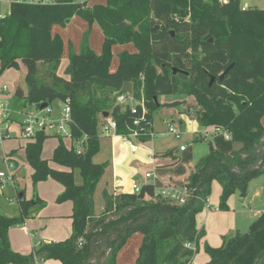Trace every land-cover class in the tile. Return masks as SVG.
<instances>
[{"label":"trees","instance_id":"obj_1","mask_svg":"<svg viewBox=\"0 0 264 264\" xmlns=\"http://www.w3.org/2000/svg\"><path fill=\"white\" fill-rule=\"evenodd\" d=\"M61 1L15 4L11 15L0 20V74L23 64L29 105L61 102L71 108V135L74 144L82 143L81 153L59 137L52 160L60 169L53 168L43 158L51 138L43 132L24 150L35 184L51 179L63 186L57 202H71L72 232L66 240L43 244L30 255L15 252L9 232L29 217L34 205L24 198L16 218L3 216L0 209V264H117L135 234L143 236L135 264H189L195 253L186 245L199 246L204 235L199 217L213 184L222 187L219 210L228 211L236 192L247 198L250 181L264 176V9L242 10L241 0L226 5L218 0ZM74 17L99 26L102 54L97 55L86 39L80 54L71 53L64 77L58 74L64 41L52 29L65 27ZM129 44L137 52L119 54L118 70L111 72L113 47ZM43 67L50 84L39 78ZM126 82L133 84L136 113L130 103L118 102L122 95L129 98L121 92ZM174 95L194 97L203 109L196 115L198 123L221 128L240 147L230 157L213 150L191 168L183 187L192 196L185 205L157 196L156 187L146 184L139 193L115 196L104 190L103 212L97 214L96 195L108 168L107 162H94L101 149L104 115L113 118L118 136L149 132L155 112L179 104L162 105L155 99ZM204 252L206 264H264V213L248 233L224 238L219 248L205 243Z\"/></svg>","mask_w":264,"mask_h":264},{"label":"rangeland","instance_id":"obj_2","mask_svg":"<svg viewBox=\"0 0 264 264\" xmlns=\"http://www.w3.org/2000/svg\"><path fill=\"white\" fill-rule=\"evenodd\" d=\"M106 0H95V3H105ZM242 5L247 7H258L259 9H264V0H241ZM59 32L64 39L65 42V50L62 56V63L59 68L58 74L65 77V72L70 64V56L71 53H80L81 48L87 39L89 45L95 52L100 55L102 52L103 46V33L97 24H94L92 27L80 17H74L66 27H62L56 25L53 29V33ZM128 51L131 53L137 52L135 46L133 44L129 45H117L113 47V62L111 71L114 68L118 67L119 63V54L121 52ZM26 77V68L23 64H20V68L18 69H10L4 71L0 74V88L3 86L8 87L7 94H0V98L9 101L10 108L13 110H21L27 106L30 109L29 104L27 103L26 97L17 98L15 96L17 90H22L24 95L27 96L29 93V88L25 80ZM40 80L46 84H50V78L48 77L47 68L43 67L41 70V74L39 76ZM172 99V98H169ZM194 105L195 107L189 106ZM197 101L194 97L189 98L187 104L185 103V113H187V117L190 118L191 115L196 117L197 113ZM61 106L60 102H55L53 104L54 112H56ZM191 109V113L189 110ZM180 108L172 107V108H162L161 110L155 112L154 114V123H155V131L158 135L156 139V144L160 143L163 146L167 147H175L179 145L187 148V153L180 152V155L186 156V154H190L194 152V154L199 153L202 144H196L194 142V136L189 133L183 135L181 140L175 139L172 135L169 134V124L171 121H176L174 127L178 131H192L194 127H201L198 121H195L194 124L191 123L189 126L185 122V127L180 126L178 116L180 115ZM172 113V115L170 114ZM20 118L18 115H15L12 119L14 123L11 126V137L5 139L0 145V171L7 173V166L4 165V155L14 157L16 161V167L24 171L21 174L19 179V186L17 185L18 194L25 192L27 198L32 201L34 199V195L36 192L39 193L41 198L45 200V203L39 204L36 209H34V218H30L27 221L28 229L34 233L37 232L36 236L33 238V241L30 238L29 231L26 226H20L16 229L14 228L11 232L12 239L14 241L13 248L21 251L32 250L33 246L39 242L48 240L52 241L56 240H66L65 238H69L71 235V221L68 215V212L71 210V202L58 203L57 199L59 195L63 192V186L54 180H48L46 182H42L39 184H35L32 179V169L29 166L28 162L25 159V150L24 147L30 142V140H24L19 138V126L17 122H19ZM16 123V124H15ZM102 134V131H100ZM102 136V135H101ZM218 136H223L218 134ZM103 137V136H102ZM217 136L209 137V140L213 138H219ZM59 137H51L47 140L44 145L43 158L49 161V164L56 169H60L57 164H55L52 160L54 151L59 144ZM66 147L71 148L72 142L68 138H62ZM205 145H209V141L204 142ZM157 147V146H156ZM110 145L107 143L106 139L102 138V148L100 152L94 158L95 163H102L107 160L109 156ZM15 152V153H14ZM198 163H196L197 165ZM12 166L10 168V172L14 175L16 174V167ZM18 169V170H19ZM63 169V168H61ZM66 170V169H64ZM75 177L78 184L82 183V178L79 174V171H75ZM19 178V177H18ZM15 179V178H14ZM110 179V172L104 177L103 182ZM13 183V182H11ZM9 184V183H8ZM7 184V185H8ZM101 189V186H100ZM102 190V189H101ZM100 190V192H101ZM7 192L14 198V202L11 203L12 206H7V209L14 211L19 206V201L17 199V194L12 187H8ZM1 192V191H0ZM222 193V187L216 182L213 185L212 194L209 198V207L211 206L214 210H206L199 217V226L201 229L205 231V241L208 242L209 245L218 246L217 244L223 245L224 238H228L231 235L241 233L246 234L249 232L251 224L258 219V217L264 213V176H260L250 181L249 190L247 198L240 196L239 192H236L233 195L229 202V210L228 211H219V202L220 196ZM97 200V211H101L103 207V198L101 195H96ZM43 206V207H42ZM6 209V208H5ZM39 213V215H37ZM31 216V215H30ZM140 234L135 235L129 240L126 247L119 255L118 264H134L136 258L139 256V247H140ZM204 237V236H203ZM200 238L199 246H192L191 250L195 253L192 262L189 264H206L205 260L209 259L205 254L204 249L202 247ZM219 245V246H221ZM104 261V260H103ZM102 261V262H103ZM54 264L55 261H40L39 264Z\"/></svg>","mask_w":264,"mask_h":264},{"label":"crops","instance_id":"obj_3","mask_svg":"<svg viewBox=\"0 0 264 264\" xmlns=\"http://www.w3.org/2000/svg\"><path fill=\"white\" fill-rule=\"evenodd\" d=\"M105 3H102V4H105ZM54 27H53V29H54ZM53 29H52V33H53ZM53 35L54 36L59 35L63 39V36L59 32L53 33ZM103 37H104V35H103ZM63 41H64V39H63ZM103 41H104V39H103ZM64 47H65V42H64ZM64 50H65V48H64ZM94 52H95V50H94ZM76 54L78 55V53H76ZM101 54H102V52H101ZM118 67H119V63H118ZM118 67L114 68V70H112L111 72H113V73L116 72L118 70ZM60 76H62V75H60ZM169 98H172V99H169ZM189 98H192V97L183 96V95L161 96L158 98V102L162 105H169V104L178 102L179 103L178 105L172 106V107L180 108L181 111H180V115L178 116V120H179L180 126L185 127L184 126L185 122H186V124H188L190 126L191 123L194 124V122L197 121L196 117L194 115H191L190 118H188L186 115L187 113H185V108H187V106H184V104L185 103L187 104ZM189 106H190V104H189ZM172 107H168V108H172ZM190 107H195V106L192 105ZM196 108H197V110H195L196 113H202L203 112V109L198 107V105L196 106ZM190 111H191V109L189 110V113H191ZM170 114L172 115V113H170ZM105 119H107V118H105ZM105 119H104L102 127H101L102 134L100 132V141H101V148H102V138L103 137L106 139L107 143L110 145V150H109L110 154H109L107 160L104 161V162L108 163V168H107L105 176L107 175L108 172H110V179L103 182L102 185L100 184L102 190L99 187L97 196L101 195V193H103L104 190H108L111 194H114V192H115L114 188L116 186H122V192L123 193L132 192V188L134 185L143 186L146 184H153L156 187L157 191H162L166 187H175V188L180 189L181 187H183L187 178L189 177V175L191 173V168L195 167L196 163H199V161L201 159L207 157L211 153V147L214 150H218V151L224 153L228 157L231 156V154L233 153L234 150H236L240 147V145L233 143L232 140L230 139V137L227 138L226 133H216L215 128H213V127L204 128L201 125H200L201 127H198V126L194 127L193 126L192 131H184V132L178 131V130L177 131L179 133H181L182 135L189 133L190 135L194 136V139H193L194 142L196 144H200V145L202 144V147L200 148L199 153L194 154V152H191L190 154H186V156L182 157L180 155V152H184L183 154H185L188 151L187 148H184V150H181V148L183 146H180V151H179V145H176L173 148L163 146V144H161V143L159 145H155L156 139L158 138V135L155 131L154 119H153V123L151 125V128H152V133L155 135V138L152 139L150 137L143 136L145 138H148L146 141H144L141 137L130 138L128 141H125L122 136H118V135L107 136V135H105L103 132V125L105 124ZM175 123H176V121L173 120V121H171L169 126L170 125L174 126L173 124H175ZM262 125L264 126V118L262 119ZM18 134H19V138L22 139L20 136V130H19ZM218 134H221L223 136L219 137ZM211 136H217L219 138H213L212 140H209L210 139L209 137H211ZM10 137H11V135H10ZM207 141H209V145L207 144L204 147L203 144H205L204 142H207ZM72 146H73V142H72ZM72 146H71V148H72ZM133 147L135 148V152L132 150ZM71 148H69V149H71ZM171 150H173V154L168 156L167 153L170 152ZM6 157L8 159V163H6V161L3 160V163L5 166L12 167V166H15L17 164L16 161L14 160L13 155L12 156L6 155ZM4 159H5V155H4ZM104 162H102V163H104ZM18 169L19 168L16 167L17 172L14 176V178H15L14 182L9 183L3 190H0L1 191L0 192L1 213L3 216L8 217V218L18 217L21 213L20 202L24 198L29 200L27 198V196L25 195V192L18 194L19 192L17 191L16 186L17 185L19 186L18 182H19V179L21 177V174L24 171L23 168H21L19 170ZM148 173H151V175H152L151 178H146V175ZM103 180H104V178H103ZM8 187L14 188V190L17 194V199L19 201V206L14 211L7 209V206H12L11 203L14 202V198L10 195L9 192L6 191ZM100 190H101V192H100ZM32 202H34L33 203L34 205L30 210L31 216L29 215V217L27 219H25L22 224L14 227L15 229L17 227H20L23 225L26 226L28 219H30V218L32 219L35 217L34 209H36V207L40 203L41 204L45 203V200L43 198H41V196L39 195L38 192H36ZM103 207H104V204H103ZM103 207L101 208V211H99V212L97 211V214H101L103 212ZM206 210H212L213 211L214 209L211 206L209 207V204H208L205 211ZM37 215H39V213ZM68 215L70 218V216L72 215V208L68 212ZM70 221H71V232H72V220H71V218H70ZM14 228H12L9 232L10 243H11L12 249L15 252L21 253L23 255H30L35 250L40 248L41 245H43V244L51 243V242H54V243L60 242V240H56V239H53L52 241L48 240L47 242L39 241L33 246L32 250H28V251L16 250L13 248L14 241H13L12 236H11V232ZM199 228H200V230H202L200 226H199ZM27 229H28V227H27ZM28 231H29L31 240L33 241V238L36 236L37 232L34 231V233H32L29 229H28ZM135 235H139V234H135ZM203 236L204 237L202 238L201 243H202V247L204 249V244L205 243L208 244V242L205 241V236H206L205 231H204ZM65 239H67V238H65ZM139 241L142 244V241H143L142 235L140 236ZM141 244H140V246H141ZM217 245L218 246H212V245H210V246L213 248H219L222 246L221 244H217ZM219 245H221V246H219ZM119 255L117 257V264L119 262ZM137 258H136V260H137ZM136 260H135V262H136ZM208 261H209V259L205 260L204 263H207ZM53 262H54V260H53ZM55 262L56 263H54V264H61L59 261H55ZM135 262H134V264H135ZM37 264H39V262Z\"/></svg>","mask_w":264,"mask_h":264},{"label":"built area","instance_id":"obj_4","mask_svg":"<svg viewBox=\"0 0 264 264\" xmlns=\"http://www.w3.org/2000/svg\"><path fill=\"white\" fill-rule=\"evenodd\" d=\"M94 0H74V3L78 4H86L91 3ZM221 4H228L230 0H218ZM15 4H27V5H58L62 4L61 0H0V20H3L11 15L12 6ZM242 10H246L250 7L242 5ZM8 87L5 85L0 88V94H7ZM128 95V94H127ZM119 103H130L133 105V113L137 112V108L135 105L137 103L134 101L132 96L127 98L122 95L118 98ZM61 103V102H60ZM30 109L25 106L24 109L21 110H13L10 108L9 101H6L0 98V145H2L3 141L10 137L11 126L14 124L12 119L15 115H18L20 120L16 125L20 127V136L24 140H33L36 138L38 133H45L51 137H61L68 138L73 142L71 135V127L73 125L72 120V111L68 104L61 103V106L56 112H54L53 105L46 106L44 109H41V106L36 104L29 105ZM143 107V115L147 113L146 108ZM135 125H139V121L135 122ZM117 125L113 118L108 117L105 119V124L103 125V132L107 136H116ZM216 133H225L221 128H215ZM169 134L172 135L175 139H182V134L179 133L174 126H169ZM142 136L150 137L152 139L155 138V135L152 131L143 130L142 133L135 132L130 136H122L125 141H128L130 138H139ZM227 138L229 136L226 135ZM78 153L83 151L82 143L74 144L73 146ZM132 150L135 152V148ZM184 150V147L181 148ZM6 163H8V159L5 156ZM7 173L0 171V190H3L8 183L14 182V176L10 172V166L7 167ZM151 173L146 175V178H151ZM142 186L134 185L132 188V192L139 193ZM114 195H121L122 186H116L114 188ZM157 196H161L162 198L168 199L173 204L185 205L189 198L192 196V191L188 188L181 187L180 189L175 187H166L162 191H157ZM209 200L207 201L208 206ZM206 206V208H207ZM209 209V208H208ZM193 245L187 244L186 247L191 249Z\"/></svg>","mask_w":264,"mask_h":264},{"label":"water","instance_id":"obj_5","mask_svg":"<svg viewBox=\"0 0 264 264\" xmlns=\"http://www.w3.org/2000/svg\"><path fill=\"white\" fill-rule=\"evenodd\" d=\"M157 29H159V27H157ZM213 40H211L212 42ZM178 71L177 70H174V74H177ZM227 74V72H225L224 74L221 75V79L224 78V76ZM122 93H125V94H128L129 96H133V93H134V88H133V84L132 83H129V82H126L124 83V86H123V89L121 91ZM15 96L17 98H23L25 95H24V92L22 90H17ZM156 101H158V99L156 98L155 99ZM47 105L46 104H43L41 106V109H44ZM105 118H108L109 117V114H105L104 115ZM214 149L211 147V152L213 151ZM244 200V198H243Z\"/></svg>","mask_w":264,"mask_h":264}]
</instances>
